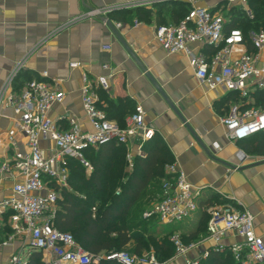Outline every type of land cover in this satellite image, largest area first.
Here are the masks:
<instances>
[{"label":"built area","instance_id":"built-area-1","mask_svg":"<svg viewBox=\"0 0 264 264\" xmlns=\"http://www.w3.org/2000/svg\"><path fill=\"white\" fill-rule=\"evenodd\" d=\"M163 1L107 5L90 9L83 17L109 18L117 10ZM190 1L189 13L179 22L156 26L157 42L168 53L184 54L200 83L213 88L221 86L239 95L240 100L234 101L221 118L228 139L245 140L264 131V104L258 106L254 101V94H264V29L244 32L240 27L228 28L230 20L220 9L212 10L201 6L198 0ZM226 1L238 2L252 17L245 0ZM118 26L121 24L117 23ZM204 48H212L213 52L209 55ZM79 65L72 62L70 67ZM22 67V62L17 63L0 88V119L7 121L5 127H0V186L5 180L12 183L10 193L0 198V227L11 230L0 240V246H10L15 240L23 242L2 264H29L34 252L44 254L45 264H99L102 260L120 264H164L153 253L137 254L123 248L94 256L71 232L57 229L54 222L62 189L69 187L70 159H78L92 170L93 165L84 150L116 141L127 148L129 167L133 168V148L141 155L144 144L156 134L155 128L146 121L143 106H135L125 125L109 119L100 105L98 90L110 88L112 75L92 80L85 73L81 98L90 126L84 128L82 118L75 113L66 111L52 116L65 97L54 85L32 79L16 89L14 83ZM103 68L110 67L104 64ZM42 76L47 77L48 73L43 72ZM214 146L219 147V143L215 142ZM166 172L170 177L163 180L161 193L150 203L144 217H155L162 224L182 222L199 208L201 190L176 162L167 164ZM207 213L208 235L218 246L222 248L224 235L232 232L239 238L230 246L236 261L264 264V238L255 229L252 212L230 205H215L209 206ZM171 241L176 247V256H184L195 247V244H186L178 233L171 236ZM208 254L203 251L201 256L206 258ZM199 257L187 260L186 264H200Z\"/></svg>","mask_w":264,"mask_h":264},{"label":"crops","instance_id":"crops-1","mask_svg":"<svg viewBox=\"0 0 264 264\" xmlns=\"http://www.w3.org/2000/svg\"><path fill=\"white\" fill-rule=\"evenodd\" d=\"M135 1L140 0H0V88L14 66L22 62L23 67L18 74L26 73L32 79L46 81L65 93L63 101L52 112L53 117L69 111L79 115L83 127L89 128L81 98L84 74H89L92 80L112 75L110 88L98 90L101 107L105 110L102 92L112 99L127 97L133 100L135 106L141 104L146 121L155 128L173 154V162L201 190L199 208L191 215V221L181 230L171 229L172 235L178 233L183 239L191 234L205 213L207 216L209 206L230 205L252 212L255 229L264 238V144L258 147L264 133L233 141L227 138L221 123L230 105L239 101V95L227 92L221 86L213 88L200 83L184 54L168 53L156 40L158 22L155 16L143 19L134 11L137 8L117 10L109 15L114 29L102 20L103 17H83L93 8ZM165 1H180L189 8L192 6L190 0ZM165 1L144 8L156 10L157 4ZM225 2L198 0L201 6L212 10L224 7ZM245 5L249 6L247 2ZM239 6L244 10L242 5ZM117 23L121 26L117 27ZM204 49L209 55L213 52L212 48ZM72 62H78L79 67L71 68ZM104 64L110 68H103ZM43 72H47L48 76L43 77ZM154 82L170 98L176 110L165 101ZM254 101L258 106L264 104V94H254ZM129 114L125 116L123 125ZM112 120L119 123L116 119ZM6 124V120L0 119L1 128ZM215 142L219 143V147L214 146ZM124 148L126 170L131 173L136 158L144 157L146 152L143 148L140 155L133 148L134 166L130 169L127 148ZM92 170L87 169L89 173ZM11 184L10 180L2 183L0 198L10 193ZM68 186L66 189L72 190L69 181ZM60 201H63V196ZM0 228L5 230L8 227ZM238 241L234 233L227 232L221 248L209 237L207 229L200 237L185 242L195 244L194 248L184 256H176L175 253L167 264H186L187 260L199 255L202 264L213 250L228 252L235 263L240 264L230 250V246ZM22 243V240H15L10 246H0V264ZM120 248L137 254L148 251L134 240ZM203 251L209 253L206 258L201 256ZM46 259L42 253L44 264Z\"/></svg>","mask_w":264,"mask_h":264},{"label":"trees","instance_id":"trees-1","mask_svg":"<svg viewBox=\"0 0 264 264\" xmlns=\"http://www.w3.org/2000/svg\"><path fill=\"white\" fill-rule=\"evenodd\" d=\"M248 1L253 16H248L239 5L233 6L230 16L227 15L230 20L228 28L240 27L244 32L264 29V0ZM168 6L172 8L169 9ZM134 11L143 19L155 16L158 25H161L179 22L189 13L190 8L184 2L165 1L157 4L156 10L143 7ZM31 77L26 73L18 74L15 88H22L26 82L32 80ZM101 94L105 99L107 117L116 119L123 125L125 116L135 108L133 100L127 97L112 99L105 92ZM262 133L264 131L251 137ZM263 144L264 139H260L258 147H263ZM143 148L146 154L136 158L131 173L126 170V150L116 141L84 150L87 160L94 167L89 176L85 174V165L78 159H70L68 181L73 189H62L63 201H60L61 209L55 217V227L77 236L78 239H75L94 256L116 250L131 240L148 249L145 238L154 241L160 257L166 255L160 262H166V259L169 260L175 255L176 247L170 240L173 230H163L155 217H144L147 206L161 193L163 180L170 177L166 172V165L172 163L174 157L158 133ZM74 188L79 193H75ZM118 189H121L119 193ZM208 220L209 214L206 216L205 213L197 228L187 237H183L184 242L198 238L206 232ZM9 230L0 229V240L9 234ZM113 233L115 237L112 236ZM157 236L169 237L158 240ZM29 264H44L42 253L34 252ZM99 264L120 263L102 260ZM202 264L236 263L228 252L213 250Z\"/></svg>","mask_w":264,"mask_h":264},{"label":"rangeland","instance_id":"rangeland-1","mask_svg":"<svg viewBox=\"0 0 264 264\" xmlns=\"http://www.w3.org/2000/svg\"><path fill=\"white\" fill-rule=\"evenodd\" d=\"M246 2H247V4L249 5L248 7H250V10L252 11V16H253V10L251 9V6H250V4H249V1L248 0H246ZM230 3H232V2H225V4L226 5H224V7H220V8H218V9H220L222 12H223V14L224 15H228V16H230V13H231V7L229 6L230 5ZM236 5H239V4H237V3H235ZM233 5H234V3H233ZM167 12H168V10H167ZM93 171V170H92ZM91 171V172H92ZM85 174L87 175V176H89L91 173H89L88 171L86 172L85 171ZM71 189H73V188H71ZM119 190H121V189H118L117 191H119ZM79 190H76L75 188H74V192L76 193V192H78ZM81 192V191H80ZM79 193V192H78ZM82 193V192H81ZM191 219H192V217L190 216V217H188V218H186L183 222H176V223H173V224H161L160 225V227L163 229V230H167V229H169V230H171V229H178V230H181V229H183L184 227H186L187 225V223H189L190 221H191ZM112 236H114L115 237V233H113L112 234ZM77 239H78V237L77 236H75ZM169 236H157V239L159 240V239H163V238H168ZM78 243H79V240L77 241ZM145 242H146V245H147V248H148V251H145L144 252V254H150V253H153V254H155L156 256H158V258L160 257V255H158L157 254V248H156V246H155V243H154V241L153 240H151V239H147V238H145ZM80 244V243H79ZM140 244V243H139ZM141 245V244H140ZM141 247V246H140ZM119 249H122V248H120L119 247ZM124 249H126V248H124ZM28 248H26V250L25 251H27L28 252ZM126 250H128V249H126ZM142 254H143V252H142ZM166 255H163V256H161L158 260L160 261V260H162V259H164V257H165ZM166 258V257H165ZM171 261H170V259L169 260H167L166 259V262H162V263H164V264H167V263H170ZM174 262V261H173Z\"/></svg>","mask_w":264,"mask_h":264},{"label":"water","instance_id":"water-1","mask_svg":"<svg viewBox=\"0 0 264 264\" xmlns=\"http://www.w3.org/2000/svg\"><path fill=\"white\" fill-rule=\"evenodd\" d=\"M102 20L107 21V23L110 25V27L114 29L113 24L111 23V20L109 18L103 17ZM141 67H142L143 70H145L143 64H141ZM154 83H156L155 85L158 88V90L161 93V95L163 96V98L165 99V101L171 106V108H173L174 110H176L175 105L172 103V101L170 100V98L165 94V92L162 90V88L157 84V82H154ZM178 113H180V112H178ZM181 120H183V118H181Z\"/></svg>","mask_w":264,"mask_h":264}]
</instances>
